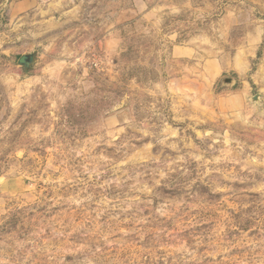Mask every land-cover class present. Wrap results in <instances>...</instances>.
<instances>
[{
	"label": "rangeland",
	"instance_id": "1",
	"mask_svg": "<svg viewBox=\"0 0 264 264\" xmlns=\"http://www.w3.org/2000/svg\"><path fill=\"white\" fill-rule=\"evenodd\" d=\"M0 264H264V0H0Z\"/></svg>",
	"mask_w": 264,
	"mask_h": 264
},
{
	"label": "water",
	"instance_id": "2",
	"mask_svg": "<svg viewBox=\"0 0 264 264\" xmlns=\"http://www.w3.org/2000/svg\"><path fill=\"white\" fill-rule=\"evenodd\" d=\"M34 61H35L34 53L23 54L18 59V63L23 67L24 70H26Z\"/></svg>",
	"mask_w": 264,
	"mask_h": 264
}]
</instances>
